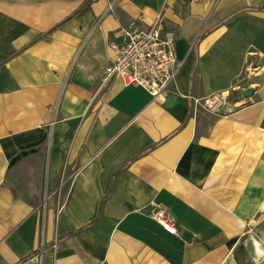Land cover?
I'll list each match as a JSON object with an SVG mask.
<instances>
[{"label": "crops", "instance_id": "obj_1", "mask_svg": "<svg viewBox=\"0 0 264 264\" xmlns=\"http://www.w3.org/2000/svg\"><path fill=\"white\" fill-rule=\"evenodd\" d=\"M156 14L165 92L102 83ZM0 264H264V0H0Z\"/></svg>", "mask_w": 264, "mask_h": 264}, {"label": "built area", "instance_id": "obj_2", "mask_svg": "<svg viewBox=\"0 0 264 264\" xmlns=\"http://www.w3.org/2000/svg\"><path fill=\"white\" fill-rule=\"evenodd\" d=\"M121 41L110 61L102 68L100 81L106 83L117 76L123 84L143 87L151 96L163 94L172 82L179 61L174 52V33L162 24L156 14L145 26L127 24L120 28ZM229 95L228 90H215L202 98H193L194 105L218 111ZM151 216L165 229L173 226L161 206Z\"/></svg>", "mask_w": 264, "mask_h": 264}, {"label": "water", "instance_id": "obj_3", "mask_svg": "<svg viewBox=\"0 0 264 264\" xmlns=\"http://www.w3.org/2000/svg\"><path fill=\"white\" fill-rule=\"evenodd\" d=\"M252 91V88L250 87V86H247L246 88H245V90H244V93L245 94H248L249 92H251Z\"/></svg>", "mask_w": 264, "mask_h": 264}, {"label": "rangeland", "instance_id": "obj_4", "mask_svg": "<svg viewBox=\"0 0 264 264\" xmlns=\"http://www.w3.org/2000/svg\"><path fill=\"white\" fill-rule=\"evenodd\" d=\"M58 192H59V188L58 189H56V190H54V195H57L58 194ZM32 199H35V198H32Z\"/></svg>", "mask_w": 264, "mask_h": 264}]
</instances>
